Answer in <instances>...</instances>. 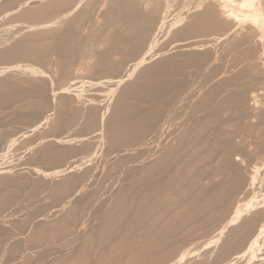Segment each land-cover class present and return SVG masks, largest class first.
I'll list each match as a JSON object with an SVG mask.
<instances>
[{
  "label": "rangeland",
  "instance_id": "obj_1",
  "mask_svg": "<svg viewBox=\"0 0 264 264\" xmlns=\"http://www.w3.org/2000/svg\"><path fill=\"white\" fill-rule=\"evenodd\" d=\"M78 2L0 0V264H264V33L170 41L198 0ZM151 42L179 55L149 79Z\"/></svg>",
  "mask_w": 264,
  "mask_h": 264
},
{
  "label": "bare ground",
  "instance_id": "obj_2",
  "mask_svg": "<svg viewBox=\"0 0 264 264\" xmlns=\"http://www.w3.org/2000/svg\"><path fill=\"white\" fill-rule=\"evenodd\" d=\"M140 1H142V0H140ZM183 1V0H182ZM190 1V0H189ZM194 1V0H193ZM84 4L85 2H84V0H80V2H78V3H76L75 5H73V7H71L70 9H72L73 11H75V9H77L81 4ZM88 3V2H87ZM86 3V4H87ZM183 3V2H182ZM146 6V5H145ZM22 7H24V6H22ZM22 7H20V9L22 8ZM25 7H26V5H25ZM25 7L23 8V9H21V11H23L24 9H25ZM31 7V9H29V7H28V9L30 10L29 12H32L33 11V7L32 6H30ZM82 7H85V5L84 6H82ZM79 8H81V6L79 7ZM78 8V9H79ZM19 9V10H20ZM70 9H69V11H70ZM188 9H191V12H196V13H194V14H192L189 18L188 17H185V15L184 14H186V12L187 11H189V10H187L186 12H184V14H183V18H180V17H182L181 15H182V13H181V15L179 16V20H177V19H175V20H177V21H175L173 18L174 17H172V18H170V22L172 21L173 22V20L175 21V22H173L172 24H171V26H176L177 27V25H181L182 24V22L184 21V20H186V23H185V21H184V23L185 24H183L182 26H179V28H176V30H178L177 32H176V34H172V36H171V39L169 38V40L171 41V40H174V37H176V36H178V34L181 36V35H184V34H186V33H188L189 32V30L188 29H190L191 27H193V26H195V25H198V24H211V25H213V26H215L214 28L212 27H210V25H209V27L210 28H208V29H212V30H208V31H204L203 30V34H201L202 36L200 37L204 42L203 43H205V40L204 39H206V41H208V43H209V41H210V43H213V42H218L217 40H220V39H223L224 40V38H227L230 34H232V33H234V34H239L241 31H242V27L241 26H246V27H249V29L248 28H246V29H248V31H246V33H247V35H251L252 37H253V39H254V37H256V35H258L259 33L261 34V36L263 37V33H264V0H198V2L196 3V5H194L193 6V9H192V7L190 8H188ZM18 10V11H19ZM83 10V9H82ZM186 10V9H185ZM16 11H17V9H16ZM15 11V12H16ZM20 11V12H21ZM25 11L26 10H24V13H25ZM78 11V10H77ZM14 12V11H13ZM14 12V13H15ZM79 12V11H78ZM34 13H35V10H34ZM74 13V12H73ZM189 13H190V11H189ZM17 14V16H18V14H19V16H20V13L19 12H16L14 15H16ZM26 14H28V16H30V15H32L31 13L29 14L28 12H26ZM69 14H70V12H69ZM175 14V13H174ZM11 15V14H10ZM25 15V14H24ZM23 14H22V16H24ZM73 15V14H72ZM187 15V14H186ZM9 16V15H8ZM13 16V13H12V15H11V17ZM167 16H169V15H167ZM166 16V17H167ZM10 17V16H9ZM9 17H7L8 19H10V21L13 19V21H11V23L13 22H16V18L14 19V17H12V18H9ZM18 18V17H17ZM30 18H31V16H30ZM29 18V19H30ZM169 18V17H168ZM177 18H178V15H177ZM186 18V19H185ZM187 18H188V20H187ZM173 19V20H172ZM36 21H37V19H35ZM59 20V19H58ZM17 21H19V20H17ZM34 21V20H33ZM36 21H34V22H32L33 24H31L30 22V26H32V25H35L34 23H36V24H38L39 23V21H40V19L38 20V22H36ZM41 21H45L44 19H42ZM20 22V21H19ZM56 22V21H55ZM60 22V21H59ZM29 23H27V24H29ZM58 23V22H57ZM167 23V22H166ZM56 24V23H55ZM55 24H54V26H55ZM51 25V24H50ZM159 25H160V23H159ZM249 25V26H248ZM18 26V25H17ZM22 26V25H21ZM35 26H39L40 28H42L41 26H46V28H48L49 27V23H43V24H41L40 25V23L38 24V25H35ZM39 27H36V28H39ZM241 27V30L239 29ZM54 28V27H53ZM162 28V27H161ZM49 29V28H48ZM47 29V30H48ZM167 29V28H166ZM244 29V28H243ZM24 30H26V29H24ZM30 30V29H29ZM175 29H174V31H176ZM193 30V29H192ZM200 30V29H199ZM27 31V30H26ZM44 31V30H43ZM48 31H51L50 29L48 30ZM188 31V32H187ZM238 31H240L239 33H238ZM20 32V31H19ZM54 32H56V31H54ZM161 32V31H160ZM197 32V31H196ZM243 32H245V31H243ZM46 33H47V31H46ZM45 33V31L43 32V34H46ZM154 33V32H153ZM168 33V32H167ZM184 33V34H183ZM190 33V32H189ZM199 33V32H198ZM28 34V33H27ZM33 34L35 35H32V36H34V37H37L38 36V38H39V33H38V35L37 34H35V32H33ZM51 34V33H50ZM50 34H48V36L50 35ZM59 34V33H58ZM57 34V35H58ZM149 34V33H148ZM156 34V33H155ZM192 34H194V33H192ZM242 35L244 34V33H241ZM259 34V35H260ZM18 35H20V34H18ZM30 35V34H29ZM37 35V36H36ZM53 35V34H52ZM52 35H50V36H52ZM161 35V34H160ZM159 35V36H160ZM240 35V34H239ZM21 36V35H20ZM24 36H25V34H24ZM23 36V37H24ZM187 36V34L185 35V37ZM190 36H191V33H190ZM193 36V35H192ZM197 36V35H196ZM234 36V35H233ZM33 37V38H34ZM194 37H195V35H194ZM198 37V36H197ZM234 37H236V35L234 36ZM234 37H232V38H234ZM245 37V36H244ZM148 38V37H147ZM152 38V37H151ZM159 38V37H158ZM257 39H258V37H256ZM255 38V39H256ZM261 38V37H260ZM259 38V39H260ZM197 39V38H196ZM242 39V38H241ZM249 39V38H248ZM252 39V38H251ZM18 40V39H17ZM38 40V39H37ZM48 40V39H47ZM169 40H167L166 39V42H169ZM195 40V39H194ZM193 40V41H194ZM231 40V39H230ZM21 43H23V41H24V39H22V41L21 40H19ZM19 41H15L16 43H14L13 45H10V48H9V46H7V47H5V48H9L10 50H13L11 53H10V55L12 54V55H15L16 57H18L19 56V54L18 53H20V55L22 56V58L20 59V56H19V59L21 60V61H26L27 62V60H28V58L27 59H23L24 58V56L26 57V56H28V55H33V54H35V53H33L32 54V52H34V51H32L31 49V47H30V45L28 44V49L27 50H31V54L25 49L26 47H22V46H24V45H21V43L19 42ZM29 41V40H28ZM148 40H146V42H147ZM152 41V40H151ZM177 41H178V39H177ZM235 41V40H234ZM261 41V40H260ZM17 42H19L20 43V45H21V47H19L20 49H22V51H27V53H29L28 55L26 54V53H22L21 51H20V49H15V47L16 46H18L19 45V43H17ZM25 42V41H24ZM27 42V41H26ZM25 42V43H26ZM39 42L41 43L42 42V39L41 40H39ZM153 42V41H152ZM150 43L148 46H146V48L144 47V49H145V51H144V54H143V56H141L142 57V62L139 64V62H137V61H139V60H137L136 62L139 64V68H140V66L141 67H146V66H144L146 63V65H148V63H149V65L147 66V68L148 67H150V69L148 68V69H146V70H150V72L151 73H149V72H146V73H144L145 71L143 70V73L139 70V72H141V74H145V76L147 77L148 75H146V74H151V75H153L154 77L153 78H156V76L155 75H158V73H156L157 71H154V72H152L151 71V69H154V68H152L153 66H155V65H157L158 64V62H159V66L161 65V67H160V72H159V74L161 73V75L162 76H164V74L166 75V73L168 74V72H170L171 71V69H172V67L174 66V65H176V58L178 57V55H179V53L178 54H169L170 52H172L173 50L170 48V47H168L167 46V48L164 50L163 48V50L164 51H161V52H163V55H161L160 54V56H162L161 57V59H159V61L156 63V61L155 60H157V59H154V58H157L155 55L153 56V57H151V56H148L149 54H151L152 52H153V50H154V48H155V45H154V43ZM155 42V41H154ZM201 42V41H200ZM199 42V43H200ZM237 42V41H236ZM241 42V41H240ZM29 43V42H28ZM47 43V42H46ZM45 43V44H46ZM144 43V42H143ZM148 43H149V41H148ZM231 43V42H230ZM16 44H18V45H16ZM172 44V43H171ZM200 44H202V43H200ZM19 45V46H20ZM40 45V44H39ZM44 44H43V42H42V47H43V49L45 50L44 52H50V50L49 49H51L52 48V44H49L50 46H49V48L47 49L46 48V46H43ZM165 45H167V44H165ZM165 45H163V47L165 46ZM187 45V44H186ZM206 45H208V44H206ZM231 45V44H230ZM11 46L13 47V49L11 48ZM15 46V47H14ZM36 46V45H35ZM188 46V45H187ZM256 46V45H255ZM264 46V45H263ZM41 46H39L38 47V49H42V48H40ZM221 47V46H220ZM259 47V46H258ZM262 47V46H261ZM1 48H3V50H4V47H1ZM18 48V47H17ZM31 48V49H30ZM180 48H182V47H180ZM208 48V47H207ZM206 48V49H207ZM9 49H7V50H9ZM19 50V52L17 53L15 50ZM24 49V50H23ZM85 49V48H84ZM175 49V48H174ZM188 49V48H187ZM199 49V48H198ZM261 49V48H260ZM33 50H36V47L34 48L33 47ZM201 50V49H200ZM35 52H37V50L35 51ZM44 52H41V51H39L38 53H36V54H39L40 55V53H41V56L39 57V55H38V57L39 58H41L40 60L41 61H43V59H42V54L44 53ZM49 52H48V55H50L49 54ZM198 52V51H197ZM15 53V54H14ZM83 53V52H82ZM143 53V52H142ZM23 54V55H22ZM24 54H26V55H24ZM35 54V55H36ZM86 54V53H85ZM90 54V53H89ZM157 54V53H156ZM165 54H167V56L165 55ZM169 54V55H168ZM191 54V53H190ZM190 54L188 55V56H190ZM83 56H84V54H82ZM87 55V54H86ZM142 55V54H141ZM166 57H165V56ZM5 56V55H4ZM3 55H2V57H4ZM51 56V59L49 60L48 58H45V56H44V60H48V61H46V63H48L49 61V64H52L51 62L53 61V60H55V59H53V57H52V54L50 55ZM50 56H49V58H50ZM112 56V55H111ZM110 56V57H111ZM114 56H116V55H114ZM1 57V56H0ZM83 58V57H82ZM86 58H88V57H86ZM139 58V57H138ZM158 58H160V57H158ZM154 59V61H155V65L153 64V63H151L150 64V62H151V60H153ZM182 59V58H181ZM263 59H264V57H263ZM19 60V61H20ZM83 60V59H82ZM86 60V59H85ZM178 60V59H177ZM257 61V60H256ZM44 62V64H45V61H43ZM55 62V61H54ZM135 62V63H136ZM28 63V62H27ZM37 63H39V61H37ZM36 62H35V65H38ZM42 63V62H41ZM56 63V62H55ZM84 63H85V61H84ZM30 64V63H29ZM34 64V63H33ZM49 64H47L49 67H50V65ZM81 64V63H80ZM181 64H182V62H181ZM258 64V63H257ZM261 64V63H260ZM31 65H32V63H31ZM30 65V66H31ZM46 65V67H48ZM53 65V64H52ZM132 66H133V64H131ZM143 65V66H142ZM151 65H153V66H151ZM264 65V64H263ZM39 66V65H38ZM43 66V65H42ZM138 66V65H137ZM158 66V67H159ZM180 66V65H179ZM40 67V66H39ZM45 67V66H44ZM44 67H42V68H44ZM45 67V68H46ZM157 67V68H158ZM177 67V66H176ZM263 67V66H262ZM135 68V67H134ZM260 69V68H259ZM44 71L45 70H47V68L46 69H43ZM133 70H135V69H133ZM155 70V69H154ZM174 70V69H173ZM181 70V69H180ZM41 71H42V69H41ZM49 71H51V70H49ZM49 71H46V72H49ZM136 71V70H135ZM163 71L165 72V73H163ZM182 71V70H181ZM188 72V71H187ZM259 72V71H258ZM153 73V74H152ZM156 73V74H155ZM180 73V72H179ZM219 74V73H218ZM217 74V75H218ZM261 74V73H260ZM161 75H159V76H161ZM216 75V76H217ZM172 75L170 74V76H167L168 78H170V81H173V77L174 76H172ZM141 77V76H140ZM140 77L139 78H137V79H140ZM167 77H163L164 78V81L166 82H170V81H168V78ZM215 77V76H214ZM218 77V76H217ZM147 78H149L150 79V77H147ZM152 78V77H151ZM167 78V79H166ZM171 78H172V80H171ZM211 78H213L212 76H211ZM220 78V76L217 78V79H219ZM177 79V78H176ZM176 79H174L175 81H176ZM213 79H216V78H213ZM212 79V80H213ZM216 79V80H217ZM161 80V79H160ZM137 81V80H136ZM214 81V80H213ZM163 83V84H166V83ZM177 82H178V84H179V82H180V79H178L177 80ZM176 82V83H177ZM157 83V82H156ZM171 83H168V84H166V86L167 85H169L170 87H168L167 86V89L169 88V89H171V86H172V89L174 88V86L175 85H170ZM173 84H174V82H173ZM151 85V84H150ZM153 85V84H152ZM127 85H125V87H126ZM166 86H164V87H166ZM177 86H181V85H177ZM157 87V86H156ZM163 87V89H165L164 91H166V92H164V94H162V95H165V94H167V91L168 90H166V88H164ZM128 88V87H127ZM176 88H178V90L179 89H181L182 88V86H181V88L180 87H176L175 86V88L174 89H176ZM163 89H162V91H163ZM232 89V88H231ZM226 90V89H225ZM233 90V89H232ZM177 90H175V92H176ZM180 92H181V90H179ZM246 91V90H245ZM169 92H170V90H169ZM168 92V93H169ZM226 92V91H225ZM237 92V91H236ZM179 93V92H178ZM168 96H169V94H167ZM249 96H252L251 98H252V103L251 102H249V103H251V104H253V105H258L259 103H260V101L257 99V97H259V96H257L256 95V93H254V94H250ZM193 97V96H192ZM194 97H196V96H194ZM162 98H164V99H162L163 101V105H164V103H165V101L167 102L168 101V99H170V96H169V98L166 100V98H167V96H166V98L165 97H162ZM250 98V99H251ZM249 99V101H251ZM259 101V102H258ZM167 103H169V102H167ZM248 103V104H249ZM262 103H264V102H262ZM261 103V104H262ZM261 104H259L260 106H261ZM162 105V106H163ZM169 105V104H168ZM167 105V106H168ZM263 105V104H262ZM164 107H165V105H164ZM264 112V111H263ZM263 114V113H262ZM262 114H260V116L258 117V116H256V118H259V119H261L262 117H263V115ZM116 115V114H115ZM114 114H113V117L112 118H114V116H115ZM115 119V118H114ZM262 119H264V118H262ZM78 120V119H77ZM120 121V120H119ZM118 121V122H119ZM117 122V123H118ZM120 122H122V121H120ZM261 123V122H260ZM120 124V123H119Z\"/></svg>",
  "mask_w": 264,
  "mask_h": 264
}]
</instances>
